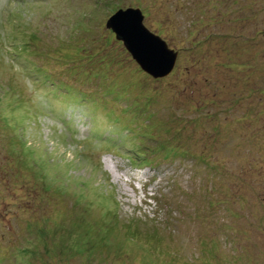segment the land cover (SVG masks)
Listing matches in <instances>:
<instances>
[{"label": "rangeland", "instance_id": "rangeland-1", "mask_svg": "<svg viewBox=\"0 0 264 264\" xmlns=\"http://www.w3.org/2000/svg\"><path fill=\"white\" fill-rule=\"evenodd\" d=\"M154 1L0 0V264H264V0ZM139 4L166 78L103 43Z\"/></svg>", "mask_w": 264, "mask_h": 264}, {"label": "water", "instance_id": "water-1", "mask_svg": "<svg viewBox=\"0 0 264 264\" xmlns=\"http://www.w3.org/2000/svg\"><path fill=\"white\" fill-rule=\"evenodd\" d=\"M144 21L145 15L139 8L119 10L108 20L106 28L123 43L145 73L154 79L166 78L175 70L179 53L151 32Z\"/></svg>", "mask_w": 264, "mask_h": 264}, {"label": "trees", "instance_id": "trees-1", "mask_svg": "<svg viewBox=\"0 0 264 264\" xmlns=\"http://www.w3.org/2000/svg\"><path fill=\"white\" fill-rule=\"evenodd\" d=\"M151 1V3L153 4V5H155L156 4V2L154 1V0H150ZM209 1H211V0H209ZM225 0H220V4H221V2H224ZM227 1V0H226ZM238 2H240V0H238ZM253 4L254 5H257V4H255V0H254V2H253ZM140 5V4H139ZM152 5V6H153ZM208 5H209V7L211 8V9H216V6H214V4H212L211 2H209L208 3ZM142 8H144V14L148 17V15L150 14V11H149V6H148V4L147 5H140ZM220 7V6H219ZM218 7V8H219ZM250 6L248 5L247 6V8H249ZM139 8V7H138ZM139 9H141V8H139ZM251 9V8H250ZM219 11H220V9H218ZM202 11V10H201ZM246 18H249L248 16H246ZM204 19H206V18H202V22L204 21ZM215 18H210L209 19V22H208V24H205L204 25V28L206 29V28H208V29H210V27H213V26H216V22H215V20H214ZM219 19H221V18H219ZM238 19H240V21H242L244 18H242V17H238ZM237 19V20H238ZM210 23V24H209ZM195 26V29L196 28H198V27H203V26H201V25H199V23H197V24H195L194 25ZM198 26V27H197ZM236 28V27H235ZM234 30V29H233ZM230 31H232V30H230ZM193 32V31H192ZM191 32V33H192ZM190 33V35H192ZM228 34V33H227ZM225 32H223V33H220V34H217V36H212V35H208V37L205 39V42L206 41H212V39H214V40H217V39H219V40H223L224 39V41L226 42V43H228L229 41H230V38H229V36L227 35ZM230 35V34H229ZM166 36V35H165ZM161 37V36H160ZM214 37H217V38H214ZM163 38V37H162ZM231 39H233V38H231ZM116 40V41H115ZM164 40H165V38H164ZM107 41V42H106ZM112 42H115V43H113V45L114 44H116V46H120V45H122V42H120V41H118L117 40V38H116V35L112 32V35L110 36V37H108L107 38V40H105L103 43H105L106 45H111L112 44ZM101 44V43H100ZM112 45V46H113ZM204 46V42L203 41H199L198 43H196V44H193V46H192V48H190V50H188L187 51V53H189L190 54V57L192 56L191 54H192V51H196V50H201L202 49V47ZM102 48L103 49H106L105 47H103L102 46ZM173 50H175L176 52H178L179 53V55H180V51H178V50H176V49H174V48H172ZM193 54H195V53H193ZM106 55V59H109L108 58V55L109 54H105ZM192 58H193V56H192ZM128 60V59H127ZM133 62V61H132ZM193 63H197V61L196 62H193ZM124 64V63H123ZM118 66H119V64H118ZM121 67V66H120ZM119 70H121L120 68H119ZM118 70V71H119ZM118 75H121L120 73L118 74ZM122 76L124 77V80H129V78L127 77L126 79H125V75L124 74H122ZM113 80H117L118 82H120L119 81V79H113ZM120 80H122L121 79V77H120ZM189 85H191V84H189ZM134 86V85H133ZM130 89H132V88H129V91H130V94H132L133 93V91L132 90H130ZM132 96H135V93L132 95ZM137 96V95H136ZM149 101H151V100H149ZM152 102V101H151ZM237 102V101H236ZM153 105V104H152ZM154 108H152V110H153ZM152 119H153V115L152 116H150L149 117V121H152ZM119 120V119H118ZM118 120H115L116 122L118 121ZM114 121V122H115ZM150 128H149V125H147V127H146V137H144V141L142 142V145H139L137 148H138V150L140 151L141 150V152H140V154H139V156H141V157H146V159H147V161L150 163V164H152V163H157L158 162V164H157V166L161 163V162H159L157 159H158V155H156V154H159L160 152H165V149H167V148H165L164 146H161V144H159V142H157L158 141V139H156L155 137V135H153V137L152 136H150L151 135V131L149 130ZM147 131H149V132H147ZM153 134H154V132H153ZM156 141V143H154V142ZM188 153H189V151H188ZM155 155H156V157H155ZM201 161H204L203 159L201 160ZM147 162V163H148ZM153 165V164H152ZM152 168H154V166L152 167ZM225 177V176H224Z\"/></svg>", "mask_w": 264, "mask_h": 264}]
</instances>
